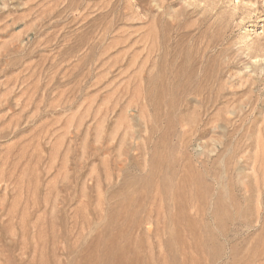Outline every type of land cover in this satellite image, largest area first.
<instances>
[{"label":"rangeland","instance_id":"374dc122","mask_svg":"<svg viewBox=\"0 0 264 264\" xmlns=\"http://www.w3.org/2000/svg\"><path fill=\"white\" fill-rule=\"evenodd\" d=\"M0 264H264V0H0Z\"/></svg>","mask_w":264,"mask_h":264}]
</instances>
